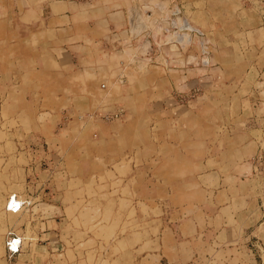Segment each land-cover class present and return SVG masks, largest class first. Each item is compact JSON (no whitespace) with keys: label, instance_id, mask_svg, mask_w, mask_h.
Segmentation results:
<instances>
[{"label":"crops","instance_id":"0c3cea01","mask_svg":"<svg viewBox=\"0 0 264 264\" xmlns=\"http://www.w3.org/2000/svg\"><path fill=\"white\" fill-rule=\"evenodd\" d=\"M204 2L179 0L173 14L172 0H0V264H264L251 185L262 19ZM189 88L199 92L179 103ZM119 105V119L98 115ZM31 145L63 164L66 189L12 172ZM97 181L111 235H63V207L77 211ZM11 195L28 204L8 211Z\"/></svg>","mask_w":264,"mask_h":264},{"label":"rangeland","instance_id":"374dc122","mask_svg":"<svg viewBox=\"0 0 264 264\" xmlns=\"http://www.w3.org/2000/svg\"><path fill=\"white\" fill-rule=\"evenodd\" d=\"M179 0H172V7L168 8V10H170L173 14H176L178 12L177 7L175 6V3L178 2ZM188 1H193V2H202L203 1H207L208 4L210 5H214L216 7V9L219 11V13H223L222 9L224 7L226 8H232V11H235L238 7H248V8H252L257 15H259L261 17V21H262V26L264 28V0H188ZM204 2V3H205ZM156 12L157 13H162L163 11H165V9L163 8V6H156ZM239 10V9H237ZM242 11V10H241ZM163 24V23H162ZM161 26H165V25H161ZM167 27V25H166ZM175 27L177 28V26H172V30H175ZM160 61H163L162 57L161 59H159ZM262 80L264 81V66H262ZM263 88H264V83L262 84ZM197 88H189L186 91H177L179 93H188V92H193L194 90H196ZM197 92H199V89H197ZM176 98V97H175ZM177 100V99H176ZM262 108L264 110V106L262 105ZM263 132V131H262ZM262 144H264L263 140H262ZM44 150L42 149V147H36L31 145L30 148H28V155H27V161L28 163H26L25 158H21L18 159V155L16 156L17 159H13L11 162V168H13L12 172H16L15 168L17 167H24L26 172L28 170V174H29V178L34 177L33 181H35V177L38 178V176H41L45 179V191L48 190V186H52V187H57L56 189H66L68 185V176H67V172L63 170L62 165L60 163V161L55 157H51L54 160L55 164H52V167H48V164L46 163V159H48L47 157L45 158V155L47 154L46 152V147L43 146ZM260 148V147H259ZM24 149H22L23 151ZM259 150V149H258ZM263 152H264V148H262ZM42 153V154H41ZM51 153V152H48ZM257 153V152H256ZM255 153V154H256ZM53 154V153H52ZM51 154V155H52ZM45 159V160H44ZM50 161V160H49ZM252 161V159H251ZM27 166V167H26ZM48 168V169H47ZM52 174V176H50ZM54 174V175H53ZM50 177V178H49ZM251 177H252V198L255 201V205H253L255 207V209H257V212L260 214L261 218L259 221L264 220V207L261 204V197L264 195V181H263V176L260 173H254L253 170V162H252V172H251ZM49 178V179H47ZM116 181H113L111 185H113L114 187H116ZM101 185V183L99 181H97L95 183L94 186H89L87 193L88 196H86V200L84 199L83 196H77L75 197L76 199V208L78 209L77 211H73L71 210V208H68V206L63 207V212L64 215H66V217L69 219L68 215L71 217L70 220V226H67L65 224V228H64V233L63 235H67V232L69 230L70 234H75L76 236H93L95 238H99L102 236V230H101V226L103 224V222H106L108 215L110 213H107L106 210H104V206L106 205V198L104 197L105 195H103V191L105 192V186ZM71 187H74L75 184L74 183H70ZM77 189H79V187L75 186ZM16 198L18 199H24L23 197L17 196ZM66 200L68 199V196L64 197ZM9 202V201H8ZM7 202V204H8ZM92 206V209H88V210H83L84 207H88V205ZM19 201L18 200H10V207H15V205H18ZM260 207V208H259ZM59 209V208H58ZM106 209V208H105ZM263 213V215H262ZM163 213H161L160 211H157V218L159 217V215H162ZM128 216H130V218H134V214L128 213ZM162 219V216H160ZM14 218V217H13ZM159 219V218H158ZM22 220H20V217H18L17 219H13L14 224H17L18 227L20 226ZM72 225V226H71ZM75 226V227H73ZM71 227V228H70ZM122 231L121 233L124 232H131L135 229H131V228H127V229H119V231ZM33 230L28 227L25 230V236L27 238H30L32 236H34V238L36 237V234H34L32 232ZM4 232V230H0V233ZM107 235H111V233L109 232V234ZM105 234V236H107ZM116 235V233L114 234ZM1 240V239H0ZM3 243H0V253L2 254L3 252ZM4 257L1 256L0 257V263L3 262ZM34 262V261H33Z\"/></svg>","mask_w":264,"mask_h":264},{"label":"built area","instance_id":"2783aa9c","mask_svg":"<svg viewBox=\"0 0 264 264\" xmlns=\"http://www.w3.org/2000/svg\"><path fill=\"white\" fill-rule=\"evenodd\" d=\"M102 86H104V85H102ZM196 93H197V89L194 90L193 92L177 93L175 95V97L179 103H186L188 100L195 97ZM123 113H124V108H123V106L119 105L118 107H116L115 110H112V111L111 110L99 111L98 115L100 117L106 119V120H111V119H119L123 115ZM263 146H264V144H262V142H261V146H260L259 150L252 157V162H253L254 173L257 172V173L262 174L263 181H264V152L262 150ZM13 196L14 195H11L8 197L9 202L6 206V209L8 211L16 212L20 209V207L22 205L28 204V201L26 199H19L20 204L15 205V207L13 206L11 208L9 203H10V200L12 199ZM261 204L264 207V195L261 197ZM20 244H21V239H19L17 237H13L6 242V246H7L8 252H9V257H11L14 253H17L19 251Z\"/></svg>","mask_w":264,"mask_h":264},{"label":"bare ground","instance_id":"6f19581e","mask_svg":"<svg viewBox=\"0 0 264 264\" xmlns=\"http://www.w3.org/2000/svg\"><path fill=\"white\" fill-rule=\"evenodd\" d=\"M19 204H20V202H19ZM12 208V207H11Z\"/></svg>","mask_w":264,"mask_h":264}]
</instances>
